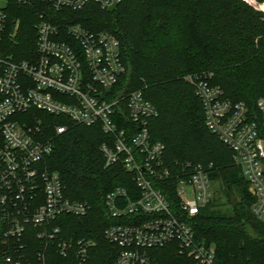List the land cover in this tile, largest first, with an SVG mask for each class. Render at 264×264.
I'll return each instance as SVG.
<instances>
[{"label":"built area","instance_id":"obj_1","mask_svg":"<svg viewBox=\"0 0 264 264\" xmlns=\"http://www.w3.org/2000/svg\"><path fill=\"white\" fill-rule=\"evenodd\" d=\"M246 1L264 10V0ZM121 2L0 0V264H87L97 244L62 237L57 221L86 216L91 206L68 197L60 177L45 166L68 124L52 132L36 114L27 115L32 109L99 126L109 135L100 147L105 166L121 163L133 175L138 197L116 187L105 198L109 216L124 219L105 230L120 248L105 264H216L215 247L197 241L190 220L217 196L213 166L168 165L164 143L149 129L156 107L141 90L120 86L127 72L120 40L109 30L68 22L72 16L63 14L92 4L108 10ZM14 3L37 11L35 53L21 49V22L10 16ZM186 78L203 103L207 127L230 147L249 182L253 214L264 219V97L252 110L199 75ZM171 181L176 205L167 196Z\"/></svg>","mask_w":264,"mask_h":264},{"label":"trees","instance_id":"obj_2","mask_svg":"<svg viewBox=\"0 0 264 264\" xmlns=\"http://www.w3.org/2000/svg\"><path fill=\"white\" fill-rule=\"evenodd\" d=\"M260 6L264 9V2ZM63 14L72 16L68 22L109 30L120 40L127 66L120 86L128 92L141 90L156 107L149 129L155 141L164 143L168 165L175 168L189 161L213 166L212 177L221 181L232 208L224 211L217 195L191 217L197 241L215 247L216 264H264V219L252 212L255 198L249 182L230 147L207 127L203 103L186 78L199 75L220 86L225 97L257 110V101L264 97V10L246 0H122L113 12L92 4L64 9ZM10 16L12 22L20 19L23 52L35 53L36 9L14 3ZM31 114L52 132L56 125L68 124L56 136L45 166L60 177L68 197L91 206L86 216L65 215L57 221L62 237L97 242L87 264L113 263L120 248L104 233L124 219L109 216L105 198L116 187L138 197L133 175L121 163L105 166L100 147L109 135L99 126L75 124L37 109L27 112ZM171 182L167 196L176 205Z\"/></svg>","mask_w":264,"mask_h":264},{"label":"rangeland","instance_id":"obj_3","mask_svg":"<svg viewBox=\"0 0 264 264\" xmlns=\"http://www.w3.org/2000/svg\"><path fill=\"white\" fill-rule=\"evenodd\" d=\"M218 180V182L217 181H215L214 183H213V185H215L216 187H218V191H217V195H219V196H221L220 198H221V202H223V205H222V209L224 210V211H231V206H230V204L227 202V200H228V198H227V196L225 195V194H223V192H222V190L224 189L223 188V185H222V183H221V181L219 180V179H217ZM235 196L236 197H238V194L237 193H235ZM239 198V197H238Z\"/></svg>","mask_w":264,"mask_h":264},{"label":"water","instance_id":"obj_4","mask_svg":"<svg viewBox=\"0 0 264 264\" xmlns=\"http://www.w3.org/2000/svg\"><path fill=\"white\" fill-rule=\"evenodd\" d=\"M118 7L117 4H114L108 8L109 11L113 12Z\"/></svg>","mask_w":264,"mask_h":264}]
</instances>
